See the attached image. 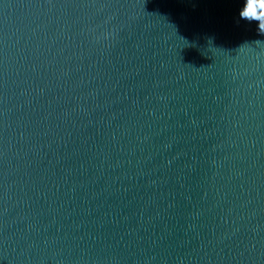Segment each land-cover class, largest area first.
<instances>
[{
  "label": "water",
  "instance_id": "water-1",
  "mask_svg": "<svg viewBox=\"0 0 264 264\" xmlns=\"http://www.w3.org/2000/svg\"><path fill=\"white\" fill-rule=\"evenodd\" d=\"M241 4L0 0V264H264Z\"/></svg>",
  "mask_w": 264,
  "mask_h": 264
},
{
  "label": "clouds",
  "instance_id": "clouds-1",
  "mask_svg": "<svg viewBox=\"0 0 264 264\" xmlns=\"http://www.w3.org/2000/svg\"><path fill=\"white\" fill-rule=\"evenodd\" d=\"M239 18L248 22H258L259 33L264 34V0H242Z\"/></svg>",
  "mask_w": 264,
  "mask_h": 264
}]
</instances>
